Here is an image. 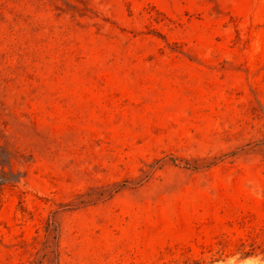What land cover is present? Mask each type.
Instances as JSON below:
<instances>
[{
  "label": "rangeland",
  "instance_id": "374dc122",
  "mask_svg": "<svg viewBox=\"0 0 264 264\" xmlns=\"http://www.w3.org/2000/svg\"><path fill=\"white\" fill-rule=\"evenodd\" d=\"M0 264H264V0H0Z\"/></svg>",
  "mask_w": 264,
  "mask_h": 264
}]
</instances>
